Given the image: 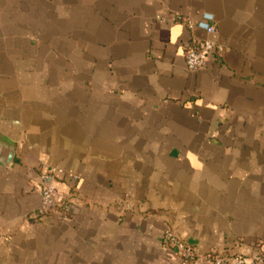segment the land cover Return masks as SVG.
<instances>
[{
    "label": "crops",
    "instance_id": "obj_1",
    "mask_svg": "<svg viewBox=\"0 0 264 264\" xmlns=\"http://www.w3.org/2000/svg\"><path fill=\"white\" fill-rule=\"evenodd\" d=\"M215 17L223 52L188 70ZM158 18L163 19L158 20ZM0 264H181L264 248V0H0ZM73 213L40 219L41 169Z\"/></svg>",
    "mask_w": 264,
    "mask_h": 264
},
{
    "label": "built area",
    "instance_id": "obj_2",
    "mask_svg": "<svg viewBox=\"0 0 264 264\" xmlns=\"http://www.w3.org/2000/svg\"><path fill=\"white\" fill-rule=\"evenodd\" d=\"M158 20L164 21L161 18ZM178 24L185 26L189 31H202L206 34V39H194L192 44L186 49L185 60L189 71L197 72L206 67L210 57L223 52L222 45L214 38L217 33V23L215 17L210 14L204 15L201 20L194 23L189 17L182 14H175ZM41 209L40 219H50L58 215L60 220L69 219L73 213L72 205L69 201L61 200L56 181L60 177L68 178L71 183L79 180V176L67 173L59 168L43 167L41 169ZM163 243L172 250L180 259L181 264H264V248L256 247L255 254L246 257L235 251L219 254L212 252L201 253L197 248L187 244L177 232L171 227H165L163 232Z\"/></svg>",
    "mask_w": 264,
    "mask_h": 264
},
{
    "label": "water",
    "instance_id": "obj_3",
    "mask_svg": "<svg viewBox=\"0 0 264 264\" xmlns=\"http://www.w3.org/2000/svg\"><path fill=\"white\" fill-rule=\"evenodd\" d=\"M15 155V150L10 148V149H1L0 150V164L3 167H7L11 164L13 161Z\"/></svg>",
    "mask_w": 264,
    "mask_h": 264
}]
</instances>
